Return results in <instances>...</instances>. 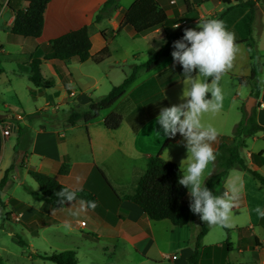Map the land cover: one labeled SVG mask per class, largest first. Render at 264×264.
<instances>
[{"label": "rangeland", "instance_id": "rangeland-1", "mask_svg": "<svg viewBox=\"0 0 264 264\" xmlns=\"http://www.w3.org/2000/svg\"><path fill=\"white\" fill-rule=\"evenodd\" d=\"M161 1L163 5L168 7L170 16L183 14V17L186 18L181 24L182 30L169 35L167 38L184 34L185 28L196 27L198 20H191L195 13L186 12L183 0ZM192 1L199 11V20L218 18L226 9L221 0ZM128 2L129 0H122L121 5L126 6ZM171 6L174 12L170 9ZM259 7L264 8V0H258L257 2L252 30L255 24L259 23L261 13ZM5 39L4 33L0 31V41H5ZM161 41H165L164 38L156 37L154 42L151 38H134L130 30H124L116 38L108 39L111 57L101 64H95L92 61L86 63L71 61L70 70L75 80H70L71 83L68 88H70V91L71 89L75 91V93H71V97H69L71 100L70 105L76 109L86 110V104L90 99L98 101L104 98L114 86L120 85L131 74L135 65L149 61L161 46L165 45ZM102 42V39L100 42L96 38L93 40V45L97 48ZM34 45L37 52L43 54L44 48L37 46L38 44ZM9 49L13 52L12 57H7V59L0 55V117H11L17 124L21 120L19 117L17 119L14 118L13 113H17L22 116L25 124H27L25 116L31 115L36 111H44L41 115L42 119L34 121L31 125L32 137L34 134L33 128L51 129L50 125L45 122V117H59L60 120H67L72 108L69 105H65L60 110L55 108L53 111L52 109L60 100L54 96V89H39L30 83L28 81L30 75L29 67L24 63L21 55H16L14 47L12 49L9 47ZM165 63L163 60L160 67ZM43 73L48 78L51 77L48 68L43 67ZM144 73L147 72L141 71L139 76L143 78ZM62 81L67 88L68 79L64 78ZM47 84L50 86L51 81L47 82ZM150 84L154 85V83ZM148 87H151V85ZM177 92V90L172 92L171 96L176 95L177 97V94H179ZM61 93L68 97L65 91ZM80 95V105L78 104L77 106V100ZM131 102L133 105L136 104L134 100H131ZM47 107L49 111H45ZM107 114L108 111L101 113L100 120L105 118ZM15 123L1 124L0 127L1 131L8 129L11 132L4 146L1 147L2 141L0 145L4 150V162L7 159L10 161L9 167L16 164L13 160L15 156L14 148L19 136ZM59 124L60 122L55 124L58 126L56 129L69 127L68 131L65 132L68 145L63 150L73 148L74 156L77 158L75 147L79 144L84 147V153L83 155L80 154L78 158L80 160L88 158V161L92 162L90 130L92 132V130L94 131L97 128L102 129V125L96 124V126L88 128L81 122L76 128H71V126ZM129 129L128 124L124 121L120 134L130 131ZM75 139L77 142L74 141L75 143L72 144L71 141ZM87 145H89L88 154L85 152ZM23 146H25V142ZM30 149L26 158V160L29 159L30 163L28 165L25 162V166L35 167L39 163V156L33 154ZM3 165L4 163L0 164V171ZM82 176L80 174L79 178L81 179ZM9 177L13 184L1 194L5 204V212L11 213L9 220L0 218L1 264H54L44 258L51 253H62L65 251L75 252L78 264H188V258L192 255H190V252L193 250L196 237L202 229L199 219L184 227H175L166 220L160 222L152 221L148 225L141 222L146 236L138 245L133 246L129 242L120 239L118 230L107 225L99 218L100 216L96 215L93 209L81 211L79 203L60 210L58 216L63 218V223H53L52 220H50L51 223H48V216H53L54 210L48 207L47 204L34 200L24 190L23 184L30 186L35 191L39 190L38 185L26 174L25 169L19 170L15 167L14 170L10 171ZM93 188L98 203L101 206H105L106 200H109L108 195L110 192L102 183L98 186L95 185ZM76 189H81V187ZM218 192L219 190L217 194ZM262 193L264 194V192ZM36 209L40 210L42 221L48 224L43 225V223L39 222V220L35 221V219L28 220L30 218L28 215L32 214V211ZM254 215L253 209L251 211L246 208L233 210L229 221L230 227H227L228 232L223 227L209 225L204 222L210 231L203 242L204 254L200 264H226L227 262L232 264H264V224L261 225L259 220L254 218ZM109 216L115 218L111 213ZM130 217L132 219L137 218L132 213H130ZM81 222H84L86 226H81ZM233 234H235V238H233ZM15 235L23 238L24 246L19 244ZM255 236L261 242L262 247L252 250V248H249L253 245V237ZM247 237L249 238L247 239ZM227 242L231 244L230 249H232V252L230 253H226L224 249L220 248L225 246ZM241 250L245 252L241 253ZM174 256H176L175 259Z\"/></svg>", "mask_w": 264, "mask_h": 264}, {"label": "crops", "instance_id": "crops-1", "mask_svg": "<svg viewBox=\"0 0 264 264\" xmlns=\"http://www.w3.org/2000/svg\"><path fill=\"white\" fill-rule=\"evenodd\" d=\"M106 1L107 0H52L45 13L44 26L41 36L39 38H23L11 34V28L15 21V13L19 10H25L28 7V3L25 0H0V31L4 33L6 38L5 41H0V55L5 58L12 57L13 52L9 49V47L11 49L12 47H14L16 55H21L24 63L29 67V63L32 58L42 59L43 56L50 51V42L52 40L83 27H88L92 42L91 55L95 56L100 50L104 48L106 44L101 37V32H105L107 37H109L110 39H114L118 35H120L121 33L115 35V31L118 29L122 22L124 12L131 6V4L135 0H129L126 6H122V0H119L117 10L112 12L108 18H105L101 22L97 23L95 21L96 16L100 12ZM191 2L193 3L192 0ZM193 4L195 6V3ZM259 8L261 12L259 16L260 19L259 23L255 24L253 28V43L238 45L239 50L235 55L232 67L223 74L221 80V85L224 92L222 109L217 112L205 113L202 116L203 123H205L206 125L212 124L218 130V137L216 141L212 142V146L215 152L217 151L220 144L224 142H232L234 128L240 122L242 117L240 108L242 104H244L250 98V87L240 85L238 82V77H245L251 73L253 63L251 58L253 55V45L256 46L261 56V60L264 62V8ZM170 9L172 10V12H174L173 8ZM167 14L170 18H172V16L169 15L168 10ZM124 30H130V33L132 34V36H134V38H151L153 42L156 37L164 38L166 42L168 41V39L172 38H167V35L162 29H157L140 37L135 35L133 28L130 26H125L122 31ZM113 33L114 35H112ZM96 38L100 42L101 39L103 40L102 44L97 48H95L93 45V40ZM34 44H38L37 46H42L44 48L43 54H39L37 52ZM110 57L111 51L109 48V57L106 59H109ZM163 60L166 63L162 67H160V64ZM71 61L74 60L65 62L49 60L43 62L41 66V73L45 78L46 84L43 87L36 88L54 89V96H56L60 100L55 105L54 109H52L53 111L55 110V108L60 110L65 105H69V107L72 108V111L76 109L72 107V105H70L71 100L69 99V97H71V93H75V91H73L72 89L70 91V88H68L71 83L70 80H75L73 77V73L70 70ZM89 61L92 60H88L87 62ZM174 65H178V63L173 62V58L171 55L163 58L154 70L144 73L143 78L139 76V78L128 88L123 98H121L109 110H106L108 111V114L105 116V118L100 120L99 116V118L95 121H92L88 124L84 123L86 127L88 126V128L96 126V124H99L100 126L102 125V129L97 128L94 131L92 130V132L94 133H92L90 130L92 162H89L88 158L86 160H80L78 158L80 154L83 155L84 147L77 143V146L75 147L77 158H75L74 156L73 148H70L69 150H63V148H66L68 145V140L65 132L68 131L69 127L65 129L33 128V142L30 151H33V154H37L39 156V163L35 167L25 166L24 169L26 174L28 175L30 171H40L55 178L61 184L71 189L75 190L76 188L81 187L88 188L92 191L95 185L98 186L100 183L103 184L101 178L95 172V168H99L108 179L116 194L119 195L120 198H122L128 194L133 193L136 187L135 180L146 171L148 160L152 156L161 154V157L164 160L175 163L183 173L188 164V161H184L182 166V161L187 159V149L183 145L178 143L182 139L179 134H177L175 138H164L160 136L162 135V130L155 122L159 112H157V115L154 118H151L150 120L145 122L137 131L133 130V127L126 120L127 116H129L136 107V105H133L131 102V95L135 91H137L143 84L149 82L151 79H154L168 67ZM43 67H46L50 70V78L44 75ZM29 71L30 78V67ZM195 75L196 73L193 74V76ZM64 78L68 79L67 88L65 83L62 81V79ZM201 79H203V77ZM49 81H51L50 86H48L47 84V82ZM260 83L262 84L263 88L258 99L260 107L257 111V121L261 126L264 127V69L260 75ZM184 88L185 84L183 83L182 79L179 82L162 89L161 94L164 103L168 107H171L173 105H178L182 102H186L181 100ZM176 90L178 91L177 93H179L177 94V97L176 95L171 96L172 92ZM62 91H65L66 94H68V97H65L64 94L61 93ZM80 101L81 95L78 97L77 106ZM90 101L91 99L87 102V107ZM125 105L127 106L125 107ZM162 107H164L163 103H161V108ZM47 110L49 111L48 107L45 108V111ZM113 112L121 114L124 119L117 131H109L105 127L106 118ZM13 116L15 119L19 117L21 120H19V122H17L16 124L14 122V119L12 120L10 117V119L5 120L3 124L15 123L16 127L18 126V123H20L21 125H25L24 119H22V116L20 114L13 113ZM124 121H126V123L128 124L130 131H125L123 134H120V130ZM78 124L75 126H71V128H76ZM152 130L153 132H151ZM10 134L11 132L9 130V135L3 136L0 129V145L1 141L3 142L1 147L4 146V143H6L7 137H9ZM74 141L77 142V140L75 139L72 140L71 143L74 144ZM247 145L248 147L244 150V157L247 161L249 169L258 171L259 173L264 175V132L257 133L253 137L249 138L247 140ZM1 147L0 164L2 165L4 163V165L0 171V181L3 178L6 169L10 165V161L8 159L6 160V162H4V150ZM88 147L89 145H87V149L85 151L87 154L89 152ZM259 153H262V156L257 157L256 161H253L252 157L258 156ZM65 156L68 157L70 171L68 175L60 176L58 172ZM26 162L29 165V159H27ZM213 169L214 166L212 161L204 172L202 183H204L206 179L212 174ZM80 174L83 175L81 179L79 178ZM103 186L106 188L104 184ZM231 187H235L238 190L239 194V198L235 201V207L233 210L246 208L247 210L251 211L253 209V212L255 214L254 218L258 219L259 223L263 225L264 219L263 222H261L262 217H260L255 212V209L258 206L262 210H264V194L262 193L264 192V189L261 187L260 183L255 180L248 171L231 170L226 182L219 189L218 194H222L226 188ZM108 196L109 200L105 199L106 205L102 207L106 211V217L109 218L110 213L113 217H115L113 218V222L109 223L101 216H97L101 218L107 225L111 226L113 229L118 230L120 239L129 242L133 246L138 245L140 241L146 236L141 222L145 223V225H148L151 224L152 220H150L147 215L133 203L118 200L112 197L110 193ZM188 198L189 195H187V199ZM43 204L46 203L43 202ZM48 207L50 206L48 205ZM52 209L54 210V213L53 216H48V223H51L50 220H52L53 223H63V218L58 216V213L63 208ZM32 212V214L28 215L30 216L28 220L35 219V221L39 220V222L44 223L41 219L42 215L39 209L33 210ZM130 213L136 215L137 218L132 219V217H130ZM196 219L200 220L202 228L203 221H201L200 218ZM207 235L203 238V242L204 239L207 238ZM248 238L249 237H247V239ZM244 252L245 251L241 250V253ZM192 253L193 250L190 252V255Z\"/></svg>", "mask_w": 264, "mask_h": 264}, {"label": "trees", "instance_id": "trees-1", "mask_svg": "<svg viewBox=\"0 0 264 264\" xmlns=\"http://www.w3.org/2000/svg\"><path fill=\"white\" fill-rule=\"evenodd\" d=\"M25 1L28 3V7L25 10H19L15 13V21L11 28V34L23 38H39L43 31L45 13L52 0ZM118 1L119 0H107L96 16L95 21L98 23L108 18L112 12L117 10ZM221 2L226 6V9L217 19L222 20L226 28L234 33L236 44L253 43L252 23L254 20L253 17L256 14L258 0H221ZM183 3L187 13H195L191 20H198L200 18L199 12L191 0H183ZM162 5L163 2L161 0H135L124 12L122 22L115 31V35L120 34L125 26L132 27L135 35L139 37L157 29H162L167 37L181 31V24L186 18L183 17V14L175 15L170 18L167 14L168 7ZM178 25L179 27H177ZM101 37L106 44L95 56L91 55L92 42L88 27H83L52 40L50 42V51L46 53L42 59H31L29 63L31 70L29 81L36 87L45 86L46 81L41 73V66L43 62L49 60H56L59 62L74 60L80 63L92 60L96 64L102 63L109 57V43L105 32H101ZM182 37L183 34H179L168 39L167 43L163 45L149 61L144 64L135 65L131 74L126 77L120 85L114 86L108 95L98 101L91 100L86 110L80 108L74 109L67 120H60L59 117H45V122L50 125L51 129H56L58 128V126L55 125L57 122H60L63 126H75L79 122L88 124L97 120L101 112L109 110L123 98L128 88L139 78L141 71L151 72L158 66L163 58L170 56L173 51L172 43ZM252 51L253 55L251 58L253 63L251 73L245 77H238V82L242 86L250 87V97L259 99L263 88L260 83V75L264 69V62L261 60V56L255 45L252 46ZM194 73L196 72H193V74ZM182 79V67L179 64L170 66L154 79L143 84L131 95V99L135 101L136 107L135 110L127 116L126 120L133 127V130H139L145 122L154 118L161 109V103L164 104V107H168L164 103L161 90ZM150 83H154V85ZM150 85L151 87H148ZM259 107L260 104L258 103L251 112H247L245 105L242 104L240 108L242 118L234 128L232 142L220 144L215 152L216 158L213 160V172L205 181V185L211 189L214 194H217V191L224 185L231 170L248 171L264 189V175L258 171L249 169L244 157V150L248 147L247 140L257 133L264 132V127L257 121V111ZM43 113L44 111H36L31 115L25 116L27 124L21 125L18 123L17 133L19 137L14 148L15 156L13 159L16 164L11 165L5 171L0 181L1 219L9 220L11 216V213L5 212V204L1 198V194L13 184V181H11L9 177V173L11 170H14L15 167L19 170L25 168L27 153L33 142L31 125L34 121L41 120V115ZM7 119H10V117H0V124H3ZM123 120L121 114L113 112L106 118L105 127L109 131H117ZM24 142L25 146H23ZM261 156L262 153H259L258 156H253V161H256V158ZM69 171L70 165L68 157L65 156L58 174L60 176H66L69 174ZM95 172L99 175L112 197L133 203L152 221L160 222L168 220L175 227H184L196 218H200L190 211V198L187 199L188 190L178 183L180 174H183L182 171L175 163L164 160L161 154L149 158L146 171L135 180L136 187L133 193L122 198L116 194L108 179L99 168H95ZM28 175L38 185L39 190L35 191L25 184H23V188L34 200L45 202L54 209H61L78 203L79 199L95 201L96 207L93 210L96 215L101 216L109 223L113 222V218L106 217V211L101 204L98 203L97 196L93 190L91 191L88 188L71 189L61 184L55 178L40 171H30ZM62 188L76 191L78 200L73 203L67 202L63 206L60 205L56 193L61 191ZM263 219L262 217L261 222H263ZM43 224L46 225L45 223ZM223 228L227 232L229 231L227 227ZM208 231V227L202 222V231L196 237L193 253L188 258V264H200L202 255L204 254L203 238L207 235ZM86 237L89 238L88 235H86ZM15 238L20 245H25L21 236L15 235ZM253 240V245L250 246V249L252 248V250H254L255 248L262 247L261 242L256 236L253 237ZM230 245L231 244L227 242L225 246H221L220 248L224 249L226 253H230L232 252ZM44 259L54 264H78L75 252L73 251L51 253ZM226 264L232 263L227 262Z\"/></svg>", "mask_w": 264, "mask_h": 264}, {"label": "clouds", "instance_id": "clouds-1", "mask_svg": "<svg viewBox=\"0 0 264 264\" xmlns=\"http://www.w3.org/2000/svg\"><path fill=\"white\" fill-rule=\"evenodd\" d=\"M172 48L173 62L183 69L185 88L181 100L186 102L160 109L155 121L162 130V135H158L175 138L179 134L182 137L178 143L187 149V159L182 161V166L184 161L188 164L178 183L188 190L190 211L209 225L230 227V217L239 198L238 190L231 187L222 194H214L205 182L202 183L206 168L216 158L212 142L219 134L215 126L202 122V116L223 107L221 80L232 67L239 50L235 35L220 19H198L196 27L185 28L183 37L174 41ZM193 72H196L195 76ZM56 197L62 206L78 200L77 192L67 188L57 192ZM78 203L81 211L96 207L95 201L79 199ZM255 212L264 217V210L259 206Z\"/></svg>", "mask_w": 264, "mask_h": 264}, {"label": "water", "instance_id": "water-1", "mask_svg": "<svg viewBox=\"0 0 264 264\" xmlns=\"http://www.w3.org/2000/svg\"><path fill=\"white\" fill-rule=\"evenodd\" d=\"M259 103L258 99L250 97L246 102H245V109L247 112H251V110L257 106Z\"/></svg>", "mask_w": 264, "mask_h": 264}, {"label": "built area", "instance_id": "built-area-1", "mask_svg": "<svg viewBox=\"0 0 264 264\" xmlns=\"http://www.w3.org/2000/svg\"><path fill=\"white\" fill-rule=\"evenodd\" d=\"M172 2H174V1H172ZM73 95V94H72ZM2 134H3V136H7V135H9V130L8 129H6V130H2ZM81 226H85V223L84 222H82L81 223ZM176 258V256H174V259Z\"/></svg>", "mask_w": 264, "mask_h": 264}]
</instances>
